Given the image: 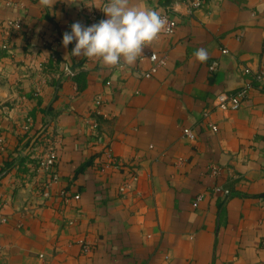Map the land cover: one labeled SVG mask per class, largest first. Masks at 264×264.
<instances>
[{
	"label": "crops",
	"instance_id": "0c3cea01",
	"mask_svg": "<svg viewBox=\"0 0 264 264\" xmlns=\"http://www.w3.org/2000/svg\"><path fill=\"white\" fill-rule=\"evenodd\" d=\"M134 2L177 27L107 67L62 44L107 0H0V264H264V0ZM150 52L165 64L143 78ZM247 83L238 111L218 108ZM25 126L62 138L48 189L18 153Z\"/></svg>",
	"mask_w": 264,
	"mask_h": 264
},
{
	"label": "clouds",
	"instance_id": "9594fccd",
	"mask_svg": "<svg viewBox=\"0 0 264 264\" xmlns=\"http://www.w3.org/2000/svg\"><path fill=\"white\" fill-rule=\"evenodd\" d=\"M55 2L40 0L45 7H52ZM101 10L106 19L87 27L79 22L73 23L71 32L63 34L62 44L65 48L76 42L71 51L73 56L96 59L107 67L131 66L161 33L170 31L166 18L134 0H107ZM194 56L197 61L204 62L208 53L200 48ZM64 70L70 73L71 67L65 65Z\"/></svg>",
	"mask_w": 264,
	"mask_h": 264
},
{
	"label": "built area",
	"instance_id": "2783aa9c",
	"mask_svg": "<svg viewBox=\"0 0 264 264\" xmlns=\"http://www.w3.org/2000/svg\"><path fill=\"white\" fill-rule=\"evenodd\" d=\"M182 3L186 4L189 8V10H196L199 9L203 6L204 0H180ZM162 17L167 19V28L170 29V31H165L163 33L160 34V36H171L173 35L176 27H177V21H175L174 19H171L165 15H162ZM20 22L18 21H9L8 22V27H10L11 29L14 30H19L20 28ZM3 49H6V46H3ZM149 61L152 62V66L149 69V71L144 72L141 75V77L143 78H149L151 75H153L157 68L159 66H162L165 64V60L164 58H160L156 53L154 52H150L147 54ZM217 63L213 62L211 65H209L208 69L211 73H214L217 69ZM244 72L246 74H249L251 71L250 69L246 68L244 70ZM70 76H73L72 72L67 73ZM262 78H264V71H258L257 73H255L254 75V80L256 82H260L262 80ZM252 88V85L250 83H247L245 85V87L243 89H241L240 91L236 92L233 95L228 96L223 102H221L218 105V108L222 111L225 112H235L238 111L241 108V105L243 104L245 98L247 97L248 91ZM97 105L100 104L99 101L96 102ZM97 124L95 122H93V128L96 129ZM211 130L213 132L217 131L216 126H212ZM183 135L189 139V140H194L195 138V133L192 129L189 128H184L183 129ZM60 145L61 142H57L54 144H51L46 152V154L44 155V157L40 160V163L38 165V170L41 171L45 176H46V180H45V188L48 189L50 187V185L55 182L57 180V176L55 173V168L58 165V161H59V149H60ZM109 164L108 162H106V164L104 162L100 163V166H102L103 169H108L109 168ZM133 181L136 180V177H133L132 179ZM127 185L123 184L119 187V194L123 193L125 191ZM225 194L227 195L228 192L226 191ZM74 200H78L79 199V195H75ZM201 195H198L196 198L195 203L193 204L194 207L197 206V204L199 203V201H201Z\"/></svg>",
	"mask_w": 264,
	"mask_h": 264
},
{
	"label": "rangeland",
	"instance_id": "374dc122",
	"mask_svg": "<svg viewBox=\"0 0 264 264\" xmlns=\"http://www.w3.org/2000/svg\"><path fill=\"white\" fill-rule=\"evenodd\" d=\"M23 131V142L21 145V150H18L19 154H22L26 160H28V156H31L34 153H37L34 160H37L36 163L26 162L30 166H36L38 169V165L40 160L46 154L49 146L51 144L62 142V138L58 135V133L54 129H48V127L39 126L37 128H29L27 126L24 127ZM39 148V149H38ZM38 149V150H37ZM3 152V151H2ZM37 157V158H36ZM7 163V165H6ZM14 168V163H9L8 161H4L3 168ZM39 171V170H38Z\"/></svg>",
	"mask_w": 264,
	"mask_h": 264
}]
</instances>
